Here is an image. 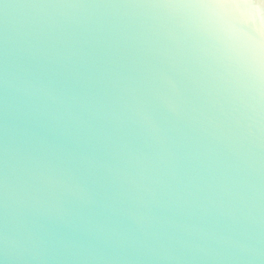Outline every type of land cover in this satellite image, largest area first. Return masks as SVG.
<instances>
[{
	"label": "water",
	"instance_id": "obj_1",
	"mask_svg": "<svg viewBox=\"0 0 264 264\" xmlns=\"http://www.w3.org/2000/svg\"><path fill=\"white\" fill-rule=\"evenodd\" d=\"M0 264H264V0H0Z\"/></svg>",
	"mask_w": 264,
	"mask_h": 264
}]
</instances>
